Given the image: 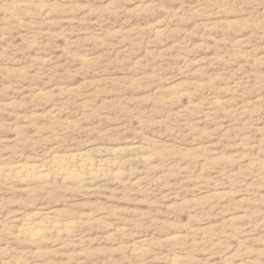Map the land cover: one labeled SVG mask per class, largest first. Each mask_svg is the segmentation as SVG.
<instances>
[{"label":"rangeland","instance_id":"1","mask_svg":"<svg viewBox=\"0 0 264 264\" xmlns=\"http://www.w3.org/2000/svg\"><path fill=\"white\" fill-rule=\"evenodd\" d=\"M0 264H264V0H0Z\"/></svg>","mask_w":264,"mask_h":264},{"label":"bare ground","instance_id":"2","mask_svg":"<svg viewBox=\"0 0 264 264\" xmlns=\"http://www.w3.org/2000/svg\"><path fill=\"white\" fill-rule=\"evenodd\" d=\"M79 162L82 165L93 170V167H92L93 163L89 161L88 159L79 158ZM22 171H24V175H27L30 172V171H25L23 169L20 170V172ZM82 174L83 173L82 172L80 173V170L70 169V170H66L65 176L67 178L80 182L84 180V176ZM55 227L58 229L60 233H64V232H69L72 226L69 223H64V222L57 223L56 222ZM19 232L24 235H28L30 237H36L40 235V230L38 229V225L35 222H28V223L23 224L20 227Z\"/></svg>","mask_w":264,"mask_h":264}]
</instances>
